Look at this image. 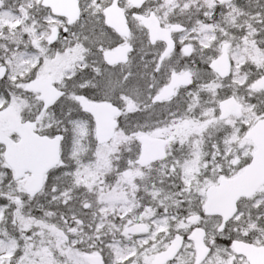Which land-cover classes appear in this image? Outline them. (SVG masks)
Here are the masks:
<instances>
[{"label":"snow or ice","instance_id":"6c2138e0","mask_svg":"<svg viewBox=\"0 0 264 264\" xmlns=\"http://www.w3.org/2000/svg\"><path fill=\"white\" fill-rule=\"evenodd\" d=\"M0 264H264V0H0Z\"/></svg>","mask_w":264,"mask_h":264}]
</instances>
